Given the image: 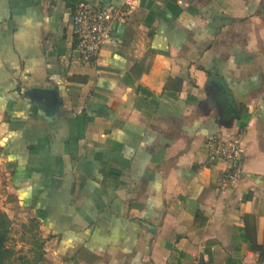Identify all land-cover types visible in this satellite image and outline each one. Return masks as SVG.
Listing matches in <instances>:
<instances>
[{"label": "crops", "instance_id": "1", "mask_svg": "<svg viewBox=\"0 0 264 264\" xmlns=\"http://www.w3.org/2000/svg\"><path fill=\"white\" fill-rule=\"evenodd\" d=\"M81 1L121 13L92 65ZM0 171L34 264H264V0H0Z\"/></svg>", "mask_w": 264, "mask_h": 264}, {"label": "built area", "instance_id": "2", "mask_svg": "<svg viewBox=\"0 0 264 264\" xmlns=\"http://www.w3.org/2000/svg\"><path fill=\"white\" fill-rule=\"evenodd\" d=\"M120 14L118 9L104 3L81 1L75 4L70 23L84 65H92L97 61L105 43L112 38L113 22ZM240 138L210 142L213 156L231 164L225 181H238L243 170Z\"/></svg>", "mask_w": 264, "mask_h": 264}, {"label": "rangeland", "instance_id": "3", "mask_svg": "<svg viewBox=\"0 0 264 264\" xmlns=\"http://www.w3.org/2000/svg\"><path fill=\"white\" fill-rule=\"evenodd\" d=\"M0 211L8 222L6 246L11 251L9 264H34L43 257L44 237L39 221L21 209L17 198L0 171Z\"/></svg>", "mask_w": 264, "mask_h": 264}, {"label": "trees", "instance_id": "4", "mask_svg": "<svg viewBox=\"0 0 264 264\" xmlns=\"http://www.w3.org/2000/svg\"><path fill=\"white\" fill-rule=\"evenodd\" d=\"M8 218L0 211V264H9L11 251L6 246L8 235Z\"/></svg>", "mask_w": 264, "mask_h": 264}]
</instances>
